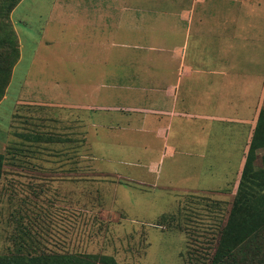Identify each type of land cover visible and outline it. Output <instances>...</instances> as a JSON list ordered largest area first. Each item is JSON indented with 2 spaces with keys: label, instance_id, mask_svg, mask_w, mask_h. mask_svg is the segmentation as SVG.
Listing matches in <instances>:
<instances>
[{
  "label": "rangeland",
  "instance_id": "rangeland-1",
  "mask_svg": "<svg viewBox=\"0 0 264 264\" xmlns=\"http://www.w3.org/2000/svg\"><path fill=\"white\" fill-rule=\"evenodd\" d=\"M240 1L0 0V254L29 245L26 252L109 255L117 264H196L213 255L253 129L234 123L231 136L209 140V149L226 140L230 160L192 170L173 145L177 124L169 154L162 130H170L155 126L170 116L160 90L188 77L196 93L203 71L216 80L218 31L232 30L226 23L240 16ZM255 151L264 165V146ZM16 162L46 168L15 176ZM59 163H72L70 186L86 197L80 214L42 195L62 180Z\"/></svg>",
  "mask_w": 264,
  "mask_h": 264
},
{
  "label": "crops",
  "instance_id": "crops-1",
  "mask_svg": "<svg viewBox=\"0 0 264 264\" xmlns=\"http://www.w3.org/2000/svg\"><path fill=\"white\" fill-rule=\"evenodd\" d=\"M240 5L243 7L240 16L229 18L226 23L228 26H233L232 30L227 31L226 35L225 29H223L222 38H220L221 29L218 31L216 80L212 81L210 71L206 73L203 71L199 91L196 93H193L195 90L188 83V77H180L179 82L170 83L168 91H159V94L166 97L169 102L170 116L168 122L170 124L167 125L168 122H163V124L155 126V129L168 127L169 135H165L166 129L162 130L164 145L168 147L166 154H169L167 151L175 150L176 146L173 145H177L187 163V169L197 170L207 167V164L215 166L214 164L228 162L230 154L227 153L230 152H226V150L230 147H226L225 134L231 136V130L236 127L234 123L247 127L248 125L243 124L247 122L250 123L248 126L250 135L257 123L260 108H257L256 93L261 87L264 88V58L261 57L264 55V40L257 34L258 32L261 34L262 28H264V2L241 0ZM244 14L247 18L243 17ZM256 36L258 39L255 41L253 38ZM259 96L261 97L260 102H263L264 90ZM193 97H199V109L192 107ZM173 123L177 124L175 131L178 137L176 136L175 144L170 145L167 140L168 138H170V142L172 140ZM210 129L212 134L209 133ZM219 135L224 136V139L218 138L217 144H212V148L209 149V140L213 142L215 136ZM235 143L233 142V146ZM182 148L185 149V152L180 150ZM209 150H211V154H214L215 161L209 162L206 159ZM159 157L161 155L155 158ZM166 158L168 159V156H164L162 159L165 160ZM155 161L151 162L154 163ZM243 162L244 156L241 154L236 160V169H241ZM12 168L15 171L22 170L32 173V169H45L46 167L39 163L24 162L14 163ZM58 169L62 170L60 177L62 180L56 181L54 187L49 186L47 189L42 187L39 194L46 189L47 191L42 195L51 196V199L56 203L64 204L67 202V207L73 210V216L75 213L80 214V210H83L82 200L86 197L82 196L81 189L76 190L70 186L74 174L72 163H59ZM19 173L20 171L16 172L15 176ZM154 180H157V176ZM77 183L82 184L81 181H77ZM169 186L172 185L169 184ZM195 188L200 192L205 191L204 188ZM98 207L104 209L100 205ZM101 212L100 214H103Z\"/></svg>",
  "mask_w": 264,
  "mask_h": 264
},
{
  "label": "trees",
  "instance_id": "trees-1",
  "mask_svg": "<svg viewBox=\"0 0 264 264\" xmlns=\"http://www.w3.org/2000/svg\"><path fill=\"white\" fill-rule=\"evenodd\" d=\"M1 26L7 27L5 23ZM10 35L13 38L12 32ZM10 52L11 65L18 56L15 41ZM256 128L252 133L233 203L226 224L220 230L215 251L211 257L200 258L201 261L196 264H264V165H257L255 161V150L259 144L264 146V136H257ZM18 136L23 139L27 137L21 133H18ZM262 158L264 160V157ZM28 246L15 245L9 252L0 254V264H117L109 255L48 254L33 247L34 251L31 253L26 252Z\"/></svg>",
  "mask_w": 264,
  "mask_h": 264
}]
</instances>
